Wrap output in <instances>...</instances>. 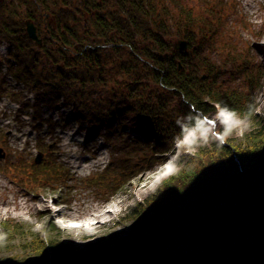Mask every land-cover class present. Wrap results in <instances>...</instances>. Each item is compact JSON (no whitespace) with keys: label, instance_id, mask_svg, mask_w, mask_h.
Segmentation results:
<instances>
[{"label":"rangeland","instance_id":"1","mask_svg":"<svg viewBox=\"0 0 264 264\" xmlns=\"http://www.w3.org/2000/svg\"><path fill=\"white\" fill-rule=\"evenodd\" d=\"M106 1V9L114 12L121 9V0ZM177 1L197 20L211 21L216 27H208L206 32L195 28L193 45L187 51L192 62L187 69L200 76L207 74V85L214 84L220 94L242 96L240 104L252 107L250 115L246 109L238 114L246 121L241 126L242 132L237 128L225 140L208 142L198 139L193 132L175 139L168 152L151 161L145 147H130L125 141L124 133L132 138L135 135L132 130L137 132L132 127L120 134V127L114 124L107 140L104 127L90 128L63 97L53 104L36 101L31 87L16 82L10 73L11 68L19 67V60L9 57L13 44L1 43L0 264H78L93 257L89 255L151 234L161 215L177 211L173 206L184 189L191 197L205 178L214 179L222 160L217 158L221 152L212 148L213 141L236 147L238 158L255 150L254 156L258 158L254 157L247 169L264 167V0H221L226 5L219 20L210 9L218 0ZM148 6L159 24L158 33L171 47L190 33L184 27L186 19L178 15L170 0H149ZM126 8L124 4L121 11ZM24 13L20 17L24 18ZM83 16L81 20L85 21L87 15ZM54 23L50 14L46 24L54 27ZM114 33L119 35L117 31ZM150 44L156 48L154 43ZM103 92L94 90L92 99L103 97L104 102H111L109 92L105 91L106 96ZM170 98L172 106L178 103L177 96ZM113 101L121 104L119 97ZM212 105L214 109L206 117L216 121L219 104ZM121 117L123 125L124 116ZM45 120H49L48 124ZM221 129L222 126L218 131ZM39 155L38 162L49 163L51 167L33 175L30 165L38 163L34 159ZM76 158L85 159L82 164L91 166L78 168ZM125 160L128 163L124 164ZM132 170L136 172L131 174ZM138 176L141 178L137 179ZM45 206L49 207L48 212L42 210ZM97 207L103 211L92 219L88 214ZM109 209L117 212L112 224L101 227L99 232L96 228L90 230L107 221L103 212ZM63 213L67 216L63 217ZM122 225H127L126 233L114 232ZM55 247L66 250V255L71 252L78 262L71 261L70 256L65 262L61 256L56 259Z\"/></svg>","mask_w":264,"mask_h":264},{"label":"trees","instance_id":"2","mask_svg":"<svg viewBox=\"0 0 264 264\" xmlns=\"http://www.w3.org/2000/svg\"><path fill=\"white\" fill-rule=\"evenodd\" d=\"M170 1L178 15L186 19L184 27L190 33L183 35V39L188 41V50L193 45L195 28L204 32L211 26L216 29L211 21L197 20L177 0ZM106 3V0L0 2V40L8 39L14 43L19 59V69L14 75L18 81L34 90L36 101L53 104L63 97L66 104H72L73 109L81 115L85 124L97 130L104 127L108 132L107 140L111 138L114 124L120 127V134L131 127L140 131L134 139L124 133L125 141L130 147H145L151 154V161L168 152L175 139L197 133L195 127H190L191 122L197 121L198 117H206L214 109L212 104L226 105L237 114L245 109L249 115L252 113L250 105L243 107L240 104L242 96L220 94L213 87L214 84H206L207 74L202 79V75L187 69L192 62L189 53L173 51L158 33L159 24L151 16L150 11H154L148 6L149 0H121V9L124 4L127 8L116 12L106 9ZM225 5L218 0L210 6L217 20ZM22 11H25L26 18L34 20L39 34L46 40L40 50L25 34L20 17ZM44 12L52 14L54 27L45 26ZM83 15H87L85 21L81 20ZM115 31L119 35L116 36ZM150 42L155 44V49ZM166 52L167 60L164 59ZM195 56L198 60L196 53ZM178 61L182 64L180 70ZM96 89H103L104 94L105 91L109 92L112 101L104 102L103 97L92 99ZM170 96L178 98L174 106L171 105ZM116 97H119L121 104L114 103ZM205 98L212 104L208 105ZM121 115L124 116L123 125ZM225 144L213 141L212 148L221 152L217 158L222 160V166L215 170L214 178L235 173L240 167L247 169L249 162L254 157L258 158L254 156L256 151L252 150L251 154L249 152L239 157L240 161H235L239 159L236 147L228 142ZM30 167L34 175L43 173L51 166L41 162ZM210 180L209 177L205 178L198 188L195 187L191 197L183 187L184 194L173 207L176 210L184 209L200 195ZM121 181L124 182L125 178H121ZM168 215H161L158 224ZM53 252L56 259L61 256L63 262L69 256L71 261L78 262L71 252L66 255V250L62 248L55 247ZM97 254L100 251L88 257ZM84 262L79 261L78 264Z\"/></svg>","mask_w":264,"mask_h":264},{"label":"water","instance_id":"3","mask_svg":"<svg viewBox=\"0 0 264 264\" xmlns=\"http://www.w3.org/2000/svg\"><path fill=\"white\" fill-rule=\"evenodd\" d=\"M26 32L41 45L29 20ZM173 49L186 51L187 41L178 39ZM84 264H264V167L210 180L151 234L114 245Z\"/></svg>","mask_w":264,"mask_h":264},{"label":"clouds","instance_id":"4","mask_svg":"<svg viewBox=\"0 0 264 264\" xmlns=\"http://www.w3.org/2000/svg\"><path fill=\"white\" fill-rule=\"evenodd\" d=\"M207 119V117L201 116L197 118V121L190 124V127L196 128L197 138L202 139L204 142L217 138L225 140L234 130L241 128L246 123L244 119L226 105H217L216 121L213 124L206 123ZM220 126L223 127V131H218Z\"/></svg>","mask_w":264,"mask_h":264},{"label":"bare ground","instance_id":"5","mask_svg":"<svg viewBox=\"0 0 264 264\" xmlns=\"http://www.w3.org/2000/svg\"><path fill=\"white\" fill-rule=\"evenodd\" d=\"M213 122H214V120H213ZM76 162L79 164V166H81V164L82 163H84V162H86V160L85 159H81V160H79L78 158H76ZM91 166V164L90 165H86V167H90ZM133 172H131V174L132 173H135L136 172V170H132ZM126 173V177H128L129 176V172L127 171V172H125ZM119 174H121V172H119ZM148 177V176H147ZM141 178V177H140ZM139 178V176H138V178L137 179H140ZM145 181V180H144ZM42 210H44V211H46V212H48V210H49V207L48 206H45V208H43ZM102 209L101 208H95V210L92 212V213H90V214H88L89 216H92V219L93 218H98V216H95V214H97V215H99L100 213H102ZM103 213H106L105 214V218H108L107 219V221L105 222V223H103V225H98V227L96 226V227H93L92 229H90V230H93V229H95L96 228V230L99 232V230H100V228L101 227H104V226H109V225H111L112 223V221L115 219V217H114V215L115 214H117V212L116 211H114L113 209H109L107 212L106 211H104ZM116 216V215H115ZM73 218H74V216H72ZM104 218V219H105ZM121 225V224H120ZM119 226V225H118ZM127 229H128V227H127V225H122L121 226V228L120 229H118V231L117 230H115L114 232H121V233H126L127 232Z\"/></svg>","mask_w":264,"mask_h":264}]
</instances>
